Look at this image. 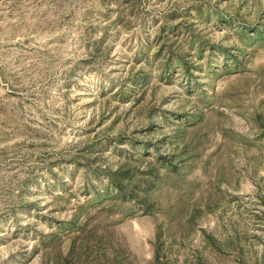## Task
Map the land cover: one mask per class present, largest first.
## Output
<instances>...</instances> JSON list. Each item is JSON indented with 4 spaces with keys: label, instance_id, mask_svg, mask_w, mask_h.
I'll return each mask as SVG.
<instances>
[{
    "label": "rangeland",
    "instance_id": "obj_1",
    "mask_svg": "<svg viewBox=\"0 0 264 264\" xmlns=\"http://www.w3.org/2000/svg\"><path fill=\"white\" fill-rule=\"evenodd\" d=\"M0 264H264V0H0Z\"/></svg>",
    "mask_w": 264,
    "mask_h": 264
}]
</instances>
